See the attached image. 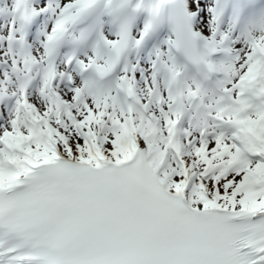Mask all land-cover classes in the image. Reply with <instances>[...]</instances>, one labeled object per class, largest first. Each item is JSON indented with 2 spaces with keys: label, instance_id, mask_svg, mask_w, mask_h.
I'll list each match as a JSON object with an SVG mask.
<instances>
[{
  "label": "snow or ice",
  "instance_id": "snow-or-ice-1",
  "mask_svg": "<svg viewBox=\"0 0 264 264\" xmlns=\"http://www.w3.org/2000/svg\"><path fill=\"white\" fill-rule=\"evenodd\" d=\"M0 264H264V0H0Z\"/></svg>",
  "mask_w": 264,
  "mask_h": 264
}]
</instances>
